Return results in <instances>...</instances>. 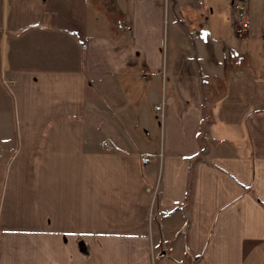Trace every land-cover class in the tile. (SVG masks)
Masks as SVG:
<instances>
[{"label":"crops","instance_id":"0c3cea01","mask_svg":"<svg viewBox=\"0 0 264 264\" xmlns=\"http://www.w3.org/2000/svg\"><path fill=\"white\" fill-rule=\"evenodd\" d=\"M252 65L264 0H0V264H264Z\"/></svg>","mask_w":264,"mask_h":264},{"label":"rangeland","instance_id":"374dc122","mask_svg":"<svg viewBox=\"0 0 264 264\" xmlns=\"http://www.w3.org/2000/svg\"><path fill=\"white\" fill-rule=\"evenodd\" d=\"M237 38H235L236 40ZM238 42V39L236 40ZM240 42V41H239ZM253 69H257L258 72L264 73L263 66H253ZM2 81V80H1ZM0 81V194L3 186V177L5 174L6 159L5 154H8L7 148L8 142L14 138L15 133V118L14 108L11 96L8 93L11 83H5ZM13 142V141H12ZM10 142L9 144H11Z\"/></svg>","mask_w":264,"mask_h":264},{"label":"built area","instance_id":"2783aa9c","mask_svg":"<svg viewBox=\"0 0 264 264\" xmlns=\"http://www.w3.org/2000/svg\"><path fill=\"white\" fill-rule=\"evenodd\" d=\"M230 8L232 9V13L230 17L232 29L234 30L237 36H241L247 30V27L249 25L248 17L243 12H239L236 4H231ZM104 145L110 149L114 147L112 144L108 142H104ZM147 160H148L147 156H144L142 158L143 162H146Z\"/></svg>","mask_w":264,"mask_h":264}]
</instances>
